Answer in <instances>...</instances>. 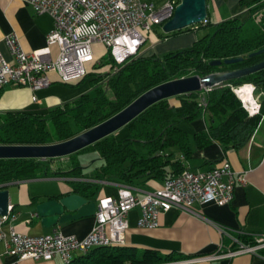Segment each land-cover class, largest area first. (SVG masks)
Here are the masks:
<instances>
[{
  "label": "trees",
  "instance_id": "16d2710c",
  "mask_svg": "<svg viewBox=\"0 0 264 264\" xmlns=\"http://www.w3.org/2000/svg\"><path fill=\"white\" fill-rule=\"evenodd\" d=\"M243 19L229 18L218 23L208 20L159 36L165 39L196 28H208L191 46L126 60L114 72L115 62L110 52L92 61L85 76L70 86L90 77V89L46 114L21 111L0 115V145H43L67 140L101 122L126 107L146 90L166 81L197 75L228 72L259 63L264 51V0H252ZM241 58L234 63L225 59ZM220 60L218 65L210 61ZM61 82V81H60ZM64 83V82H62ZM254 85V95L264 109V68L229 79L210 88L162 99L137 115L122 128L126 134L114 133L68 155L67 167L53 166L56 158L0 159V185L48 177L81 178L83 169L78 154L97 152L101 162L94 166L92 179L137 185L149 180L163 181L186 167L177 155L189 159L195 149L217 142L224 149L245 145L257 127L260 115L249 116L232 88ZM202 97L205 104L202 103ZM203 118L206 128L189 136L178 127L181 121ZM73 193L97 199L99 183L72 181ZM36 201V197L32 198ZM240 241L251 238L240 235ZM151 248L133 246H102L73 256L63 264H156L180 260Z\"/></svg>",
  "mask_w": 264,
  "mask_h": 264
},
{
  "label": "built area",
  "instance_id": "2783aa9c",
  "mask_svg": "<svg viewBox=\"0 0 264 264\" xmlns=\"http://www.w3.org/2000/svg\"><path fill=\"white\" fill-rule=\"evenodd\" d=\"M27 1L36 14H48L53 27L47 35L46 45L31 52L22 48L14 32L3 37L10 58H6L0 49V91L8 84L26 86L31 90L47 87L52 83L51 73L64 83L79 80L87 73L86 64L94 60V45L110 52L115 72L126 60L141 55L140 49L147 36L153 33L154 27L162 26L170 19L181 2L166 0L161 7H155L144 0ZM53 46L55 55H52ZM247 85L249 89L243 90ZM209 89L202 88L205 92ZM232 90L249 116H261V103L254 95V85L243 84ZM243 94H250V99L244 100ZM202 103L205 104L203 97ZM244 181V175L234 172L230 163L223 160L207 170L184 169L152 190L118 183L117 197L97 199L93 225L82 238L66 235L57 229L39 235L22 233L11 224L16 214L9 202L6 214L0 215V241L4 242L7 254L13 258L5 264H19L25 259L51 260L54 257L68 263L75 254L97 247L126 245L127 214L133 208L140 209L138 226L146 229L157 227L160 214L170 209L214 224L197 212L194 204L226 205L233 199L235 185ZM31 217L38 215L34 211ZM214 226L224 232L220 226ZM236 242L238 246L235 249L222 250L197 260L212 261L243 252L255 253L264 247V234L252 235V242L248 244Z\"/></svg>",
  "mask_w": 264,
  "mask_h": 264
},
{
  "label": "crops",
  "instance_id": "0c3cea01",
  "mask_svg": "<svg viewBox=\"0 0 264 264\" xmlns=\"http://www.w3.org/2000/svg\"><path fill=\"white\" fill-rule=\"evenodd\" d=\"M144 1L152 3L155 7H161L166 2V0ZM250 1L252 0H206L208 20L212 23L229 18L242 20L248 14L247 4ZM52 27V18L45 13L36 14L27 0H0V49L6 58H10V54L3 40L5 35L14 32L22 48L26 52H31L46 45V38ZM172 38H165L166 40L156 47L165 44H169L170 47L185 46L191 41L194 42L196 36L192 33H181ZM151 51L158 56L163 53L157 54L155 50ZM55 54L56 48L53 46L52 55ZM141 55L147 54L141 52ZM50 78L52 83L49 86L37 90L15 84L6 85L0 91V115L21 111L46 114L51 108L62 106L89 90L62 83L54 73L50 74ZM178 127L192 136L206 128V121L203 118L190 122L181 121ZM177 157L181 159L185 169L194 171L207 170L227 160L234 172L244 175L245 181L235 185L230 203L226 205L195 203L193 206L206 219L223 228L224 232L210 222L176 209L161 213L157 227L141 228L138 226L140 209L133 208L127 214L125 244L138 249L151 248L161 253H173L174 256H187L180 260L156 264H264V247L259 248L255 253L243 252L212 261L197 260L199 257L216 254L222 250L237 248L236 240L242 242L238 238L240 235L252 240V235L264 234V109L257 127L245 145L224 149L217 142H212L195 149L187 160L181 155ZM91 177L92 175L84 174L81 178L91 180ZM76 179L48 177L12 182L15 187L11 193L7 190L16 219L11 224L18 231L28 235L45 234L57 229L66 235L84 237L90 231L94 217L70 220L48 229L41 226L39 217H31L35 205L48 196L73 193L71 182L78 181ZM96 183L100 185L97 199L104 196L117 197L118 183L105 180H97ZM160 185L161 181L149 180L133 186L152 190ZM34 197L36 201L32 200ZM77 255L75 254L74 257ZM11 260L13 258L7 254L4 242L0 241V264ZM19 264H63V262L59 257H54L51 260L25 259Z\"/></svg>",
  "mask_w": 264,
  "mask_h": 264
},
{
  "label": "water",
  "instance_id": "95a60500",
  "mask_svg": "<svg viewBox=\"0 0 264 264\" xmlns=\"http://www.w3.org/2000/svg\"><path fill=\"white\" fill-rule=\"evenodd\" d=\"M207 17L206 0H181L175 7L172 17L162 25V31L169 33L184 27L201 23ZM264 48L252 52L250 56L261 53ZM241 58L225 59V63H234ZM220 60L210 61L211 65L220 64ZM264 68V60L254 65L228 72L211 73L204 77L192 75L160 83L136 97L126 107L103 122L61 142L43 145H0V159L37 158L49 159L68 156L96 141L112 134L125 126L152 104L180 94L212 88L229 79L237 78ZM8 184L0 188V215L6 214L9 203ZM97 199H88L77 193L50 195L38 202L34 209L44 228H52L70 220L94 217Z\"/></svg>",
  "mask_w": 264,
  "mask_h": 264
},
{
  "label": "rangeland",
  "instance_id": "374dc122",
  "mask_svg": "<svg viewBox=\"0 0 264 264\" xmlns=\"http://www.w3.org/2000/svg\"><path fill=\"white\" fill-rule=\"evenodd\" d=\"M207 31H208V28H196L194 30H191L190 32H185L183 34L192 33L193 35L196 36V39H197V38L201 37L203 34H205ZM162 34H164V32L162 31V26L154 27L153 33L149 34L147 36L146 42L142 45V47L140 49V53L142 52L144 54H147L146 56H149V55H152V51L150 52V50H155L157 52V54L163 52V53H161L163 55L167 52L187 48V47L191 46L193 43V41H191V43H189L188 45L186 44L185 46H180V47H170L169 44H165V46L162 45V47H156L157 44L162 43V41H165L166 39H168V38H166V39H157L156 38V36H159ZM172 37H174V36H171L170 39H173ZM170 41H172V40H170ZM93 47H94V58L96 60H98L101 58L104 51L99 46L94 45ZM91 63L86 64V67L89 68ZM89 81H90V77H86L80 84L75 85L74 87H81L83 89H85V88L90 89V82ZM84 92H86V91H84ZM126 132H127V130L125 128H120L119 130L114 132V134L118 138H120V137L124 136L126 134ZM77 157H78V160H79L81 166L84 167V171H83L84 174H86L88 176H91L93 174L94 166L98 165L101 162V160H99L97 152H94V151H88V152L80 153V154H78ZM68 163H69L68 156H63V157H56V159L51 162V165H53V166L59 165V166L67 167ZM13 187H15V185L8 183V185L6 186V189L10 190V193H11V191L13 190Z\"/></svg>",
  "mask_w": 264,
  "mask_h": 264
},
{
  "label": "bare ground",
  "instance_id": "6f19581e",
  "mask_svg": "<svg viewBox=\"0 0 264 264\" xmlns=\"http://www.w3.org/2000/svg\"><path fill=\"white\" fill-rule=\"evenodd\" d=\"M246 89H249V86L248 85L243 90H246ZM247 93H249V90H247ZM242 98L244 100L250 99V94H247V95L243 94L242 95Z\"/></svg>",
  "mask_w": 264,
  "mask_h": 264
}]
</instances>
